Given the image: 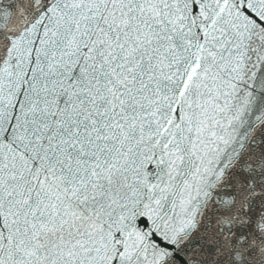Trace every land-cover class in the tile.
Wrapping results in <instances>:
<instances>
[{
    "label": "snow or ice",
    "instance_id": "6c2138e0",
    "mask_svg": "<svg viewBox=\"0 0 264 264\" xmlns=\"http://www.w3.org/2000/svg\"><path fill=\"white\" fill-rule=\"evenodd\" d=\"M0 264H264V0H0Z\"/></svg>",
    "mask_w": 264,
    "mask_h": 264
}]
</instances>
